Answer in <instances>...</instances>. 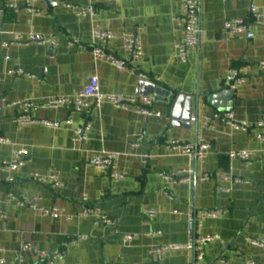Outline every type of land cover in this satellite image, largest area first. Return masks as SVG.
Here are the masks:
<instances>
[{"label":"crops","instance_id":"obj_1","mask_svg":"<svg viewBox=\"0 0 264 264\" xmlns=\"http://www.w3.org/2000/svg\"><path fill=\"white\" fill-rule=\"evenodd\" d=\"M5 1L0 0V7ZM35 5L42 10L38 17L24 9L0 16V138L6 140L0 144V208L5 213L0 219V260L19 264L20 245L31 243L26 264H37L41 252L61 250L64 255L55 264H264V248L250 244L264 239V142L258 139L264 134L258 128L264 120V75L258 69L264 61V30L251 24L252 40L224 30L228 21H248L253 5L264 13V0H198L199 40L186 64L176 58L183 32L173 21L182 14V0H36ZM97 27L117 36L105 47L128 63L125 69L96 58L93 48L103 46L92 37ZM32 32L56 38L57 46H3L16 35ZM134 33L143 44L138 61L130 60L123 39ZM72 40H79L81 47L71 46ZM232 68L241 69L247 81L216 109L208 98L232 91L224 87ZM19 71L23 75L14 74ZM93 76L104 95L135 98L148 92L141 84L145 82L191 97L188 113L184 106L178 112L179 119L188 115L190 120L173 121L172 106L163 101H155L161 116L151 118L110 103L83 113L69 106H47L53 98L77 96ZM16 103L32 106V124L16 122L25 114ZM224 115L247 129L229 126ZM67 119L73 124H65ZM47 122L61 125L54 128ZM87 123L92 126L89 140L75 143L74 129ZM202 140L210 144L203 162L166 150L172 141L197 145ZM20 149L28 153L25 166L14 173L3 170L1 162L10 161ZM238 151L253 152L251 163L229 157ZM100 152L118 155L113 170L89 165V158ZM186 169L192 170L188 182L163 178ZM110 172L126 177L113 180ZM203 173L219 175L202 181ZM35 174L57 175L63 187L37 183L32 180ZM23 196L38 198L42 208L57 209L60 217L18 207L16 200ZM84 197L97 216L110 217L114 225L96 227L93 217H83ZM147 211H154V217ZM212 211L217 215H203ZM126 235L134 240L125 243ZM208 236H218L224 244L206 245L202 261L195 250L184 248ZM80 238L85 239L72 242ZM166 246L182 248L159 257L152 254L154 248Z\"/></svg>","mask_w":264,"mask_h":264},{"label":"built area","instance_id":"obj_2","mask_svg":"<svg viewBox=\"0 0 264 264\" xmlns=\"http://www.w3.org/2000/svg\"><path fill=\"white\" fill-rule=\"evenodd\" d=\"M23 2L24 5L21 6L20 2ZM113 2H119L120 0H112ZM36 0H7L4 5L0 7V16L8 12L18 13L22 9L26 11V13L31 17H38L41 15L42 10L37 8L35 5ZM92 13V10H90ZM87 12L82 11L81 15L85 16ZM249 20H232L225 23L224 30L226 34L233 37H241L245 40H252L254 38V34L251 31V24L256 26H261L264 30V13L257 6H251L250 8ZM173 21L181 27L183 32V40L176 47V58L182 63L186 64L189 61L191 51L197 46L199 40V13H198V0H182V14L178 17H175ZM92 37L94 42L103 44L102 47H94L93 53L96 58L107 60L114 67L118 69H125L128 66V63L125 60L117 59L111 56L106 47L110 42L114 41L117 36L107 30H103L100 28H94L92 32ZM125 43V50L131 61L140 60L143 53V44L142 38L139 33L134 34H125L123 37ZM31 44L40 45V46H57L56 38L45 37L36 33H30L28 36L24 37L21 35H16L12 39L11 42L4 43V47H9L11 45L23 47L29 46ZM71 46L81 47V43L79 40H72ZM258 69L261 75H264V61L258 63ZM16 75H23L22 71L15 72ZM140 78L143 80L148 79V77L144 74H139ZM247 79L243 75L242 70L239 68H232L226 74L224 79V87L228 90L235 91L240 86L246 83ZM110 103L114 105L116 108L128 110L129 108H135L138 112L143 114L144 116L151 117H160L161 113L155 109V100L151 96H138L135 98L125 97L121 95H104L100 91L99 79L97 76H93L90 78L89 83L83 89L81 93L77 96H60L57 98H53L48 103L49 108H59L61 106H69L76 113H83L85 111L90 110L93 107L100 108L102 104ZM15 105H22L24 107L25 114L16 119V122L20 125H30L33 123V119L29 115L30 108L32 107L30 104H21L16 103ZM224 122H226L229 126L236 129H247V126L244 123H238L234 120L232 115H224ZM67 125H72L73 121L67 119L65 122ZM46 124L57 128L61 125L60 122L49 123ZM259 129H264V120L258 124ZM92 126L91 124H85L84 126L77 127L74 129V142L77 144L85 143L89 140V135L91 133ZM258 139L261 142H264V134H259ZM6 143V140L0 138V144ZM167 152L171 154H179L182 156L188 157L190 160L196 159L199 161H205L209 155L210 144L205 140H202L197 145L181 143L179 141H172L170 144L166 146ZM253 152L247 151H238L231 152L229 157L231 159H240L247 164H250L253 159ZM28 157V153L25 149L17 150L14 153V157L10 161L1 162V166L3 170L8 173H14L20 171L26 164V159ZM118 159V155L114 153L100 152L93 154L89 160V165L97 170H113L115 168V163ZM192 173L191 169L181 170L177 172H172L170 174H164L163 178L165 180H176L180 183L188 182V178ZM214 173H203L201 176L202 181H208L213 178ZM126 177V174H119L115 172H110V178L113 180H120ZM226 180L231 181L234 184L243 183V181L239 178L225 177ZM37 183H41L44 185H48L52 188H61L63 187V182L57 175H51L48 177H41L35 174L32 177ZM9 183H14V178L8 179ZM17 205L20 208H31L36 211L42 213L43 215L50 216L54 219H58L60 217L59 210H46L39 205L38 198H28V197H20L16 200ZM88 198H83V209L80 214L83 217H93L94 226L96 227H110L114 225V221L105 215L97 216L95 214V209L90 207L87 204ZM148 216L154 217V211H147ZM206 217H214L217 215V212H206L203 214ZM189 220L193 223V217L188 214ZM5 218V213L2 208H0V219ZM85 238H80L78 240L72 241L76 243L77 241L83 240ZM134 240L133 235H126L124 237L125 243H130ZM220 242L224 244L223 241L220 240L218 236H208L206 238H201L195 241L194 243H190L187 246H184L186 249H193L197 252V259L202 261L205 257V247L208 244ZM250 244L255 247L264 248V239L262 240H250ZM182 248L181 246H166L161 248H154L152 250V254L156 256H161L164 252L168 250H178ZM33 245L31 243H22L17 252V261L19 264H26V255L32 251ZM64 255V251L61 250L55 254H49L46 252H41L38 255L37 264H55L56 261L62 258ZM0 264H5L4 260H0ZM251 264H258L256 262H251Z\"/></svg>","mask_w":264,"mask_h":264},{"label":"water","instance_id":"obj_3","mask_svg":"<svg viewBox=\"0 0 264 264\" xmlns=\"http://www.w3.org/2000/svg\"><path fill=\"white\" fill-rule=\"evenodd\" d=\"M143 86L148 87V92H143L144 96L153 95L154 100L157 101H163L164 103L170 104L172 106V119L173 121H181L183 123L188 122L190 120V117L188 115H185L184 118L179 119L178 112L184 106L186 108V112L188 113V107L190 106L192 102L191 97H186L183 95H172L170 92L163 91L162 89L157 88L155 85L142 82ZM160 93H163V97H160ZM234 96L233 91H225V92H218L216 94H213L208 98V103L218 109L219 106H224V104L220 103L221 101H228L232 100V97ZM227 112H231V109L227 110ZM174 125V124H173ZM176 125V124H175Z\"/></svg>","mask_w":264,"mask_h":264}]
</instances>
